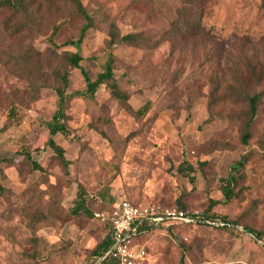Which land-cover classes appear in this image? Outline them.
I'll return each instance as SVG.
<instances>
[{"label": "rangeland", "instance_id": "obj_1", "mask_svg": "<svg viewBox=\"0 0 264 264\" xmlns=\"http://www.w3.org/2000/svg\"><path fill=\"white\" fill-rule=\"evenodd\" d=\"M26 1L27 14L0 9V159L11 161L1 179L0 264H91L108 234L96 215L124 200L216 219L142 234L135 243L146 264H264V99L242 140L243 95L264 90V0H192L189 16L203 13L201 29L169 38L182 0H80L93 24L79 46L68 43L87 21L71 0ZM112 33H143L150 45L110 44ZM66 53L81 54L92 81L112 60L128 97L115 99L110 84L90 96L82 70L70 69V136L54 137L68 173L46 126ZM242 157L238 195L227 203L222 182ZM184 162L194 168L189 177L177 171ZM80 187L93 218L76 212Z\"/></svg>", "mask_w": 264, "mask_h": 264}, {"label": "trees", "instance_id": "obj_2", "mask_svg": "<svg viewBox=\"0 0 264 264\" xmlns=\"http://www.w3.org/2000/svg\"><path fill=\"white\" fill-rule=\"evenodd\" d=\"M184 5L180 14V18L177 22L172 23V31L167 33L166 38H169L170 35H178L181 32H187L188 37H191L195 32H199L201 29V19L203 18V13L200 11L198 13L197 18H192L189 16L193 10L192 0H182ZM74 6V12L77 16L82 17L87 21L86 27L82 30L81 37L77 42H70V45L81 44L84 40V35L86 31L92 26L93 19L87 10L84 8L80 0H71ZM27 1L26 0H0V9H6L12 11L13 13H24L27 14ZM58 29L56 28L53 32L52 36L56 35ZM150 40L144 37V34H127L123 37L119 35H115L112 33L110 44L121 43V44H131L133 46H143L148 47L150 45ZM160 43V41H158ZM64 61L67 63V69H65L61 74L57 75V79L59 80V85L55 87V91L58 96V110L52 116V119L46 123L47 129L51 135V139L48 141V147L55 153L57 160L63 166L66 173L69 172V168L71 166V161H69L65 154L66 151L63 147L57 144L54 140V137L57 135H62L63 137L68 138L70 136V131L67 128V120L69 119L66 114L67 106L69 102L75 98L74 94H68V90L70 87V69H80L82 70V74L85 78V82L87 85L86 94L90 96H94L99 88L103 85L110 84V89L112 96L119 100L120 102L127 103L128 97L127 95L121 91L119 86L115 83L114 80V72H113V61L110 60L106 65V69L104 73L100 74L96 81H92L90 76L82 69L81 63L84 61V58L79 53H66L64 57ZM81 95V94H79ZM244 99L248 103V122L246 125V131L242 136L243 144H248L251 133L249 131L250 126L255 121L259 111V105L264 99V90L260 93L255 94L250 97L249 95H243ZM143 110L148 111V107H145ZM28 161L31 163L32 170L38 172H44V169L36 162L31 159L30 154L26 153ZM11 161L9 159H0V194L4 192V187L1 184V179L4 177L3 165L10 164ZM247 163V157H242L239 162H237L231 169L228 177L223 179L224 186L222 187V193L225 197V202L230 203L233 199H235L238 193L235 192V189L239 186L241 181V173L245 169V165ZM178 173L182 176L189 177L192 173H194V168L190 166L187 162H184L178 168ZM84 190L80 187L78 197L81 198L76 205V212L79 214H83L89 218H93L94 214L88 209L87 203L82 196ZM183 210L184 207L180 206L177 208ZM209 222H216V219L213 217H208ZM208 220L205 217H199L196 219L195 223H206ZM224 222V229H228L230 227L229 223L226 220ZM163 226V225H162ZM160 226V227H162ZM153 228H159L155 226H149L148 224H142L138 229V237L140 235L148 232ZM246 232L250 233L258 240H260V235L256 233L254 230L246 228ZM114 246V241L111 238L110 234H107L106 238L99 243L96 248L92 252V262L91 264H119L115 259L111 256H107V254L112 250ZM182 264H185L182 259Z\"/></svg>", "mask_w": 264, "mask_h": 264}, {"label": "built area", "instance_id": "obj_3", "mask_svg": "<svg viewBox=\"0 0 264 264\" xmlns=\"http://www.w3.org/2000/svg\"><path fill=\"white\" fill-rule=\"evenodd\" d=\"M108 227V234L114 241L107 254L119 264H145V248L135 244L138 229L142 224L160 227L171 222L193 223L199 215L186 210L166 208L156 204L139 205L124 200L117 203L108 215H96Z\"/></svg>", "mask_w": 264, "mask_h": 264}, {"label": "crops", "instance_id": "obj_4", "mask_svg": "<svg viewBox=\"0 0 264 264\" xmlns=\"http://www.w3.org/2000/svg\"><path fill=\"white\" fill-rule=\"evenodd\" d=\"M167 225V224H166ZM166 225H163V226H166ZM141 236V235H140ZM136 244V243H135ZM137 245V244H136ZM147 262V261H146ZM146 262H145V264H146Z\"/></svg>", "mask_w": 264, "mask_h": 264}]
</instances>
